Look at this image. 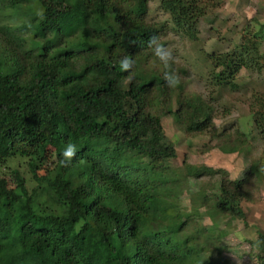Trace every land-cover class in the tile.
<instances>
[{"label":"trees","instance_id":"1","mask_svg":"<svg viewBox=\"0 0 264 264\" xmlns=\"http://www.w3.org/2000/svg\"><path fill=\"white\" fill-rule=\"evenodd\" d=\"M147 1L0 0L2 18L18 20L0 23V168L24 160L33 181L27 189L16 169L12 186L0 177V264H223L211 232L181 241L169 227L177 196L162 170L176 151L161 116L192 136L212 129L214 110L200 94L169 87L163 66L144 68L160 63L148 41L165 33L147 21ZM216 5L158 0L189 40ZM52 33L55 41L45 45ZM261 41L264 24L228 51L206 54L209 83L231 90L241 68L260 73ZM124 57L134 61L131 71L121 70ZM247 105L250 130L264 145V93ZM246 142L217 147L230 153L249 149ZM69 144L77 151L65 165ZM263 172L264 149L237 182L222 176L212 198L203 189L194 196L242 218L240 201L250 199L252 178ZM257 237L254 258L264 264V234Z\"/></svg>","mask_w":264,"mask_h":264},{"label":"rangeland","instance_id":"2","mask_svg":"<svg viewBox=\"0 0 264 264\" xmlns=\"http://www.w3.org/2000/svg\"><path fill=\"white\" fill-rule=\"evenodd\" d=\"M214 1L218 5L208 8L197 19L199 33L196 40H189L174 29L168 14L159 9L158 0L147 1V21L165 26V33L159 39L172 49L176 58L172 71L179 78L178 85L184 92L200 94L214 110L212 129L192 136L177 130L169 116H161L163 132L176 151L174 158L165 161L162 170L164 179L173 186L177 196L176 209L169 215V227L178 229L176 232L181 241L195 238L197 230H203L202 234L204 230L211 232L222 247L220 258L223 264H258L254 254L259 243L257 236L264 234V172L263 176L252 178L250 199L240 201L242 218L207 209L194 196L203 189L206 196L212 198L218 193L222 176L237 182L248 163L264 149L256 132L250 130L247 116V103L253 94L264 93V66L258 74L241 68L235 77L236 87L220 89L209 83L211 61L206 55L212 51H228L240 36L251 37L260 24H264V0ZM10 10L7 6L4 12ZM13 21L18 23L16 19H4L0 15L1 24ZM55 38L52 33L45 45L52 44ZM263 49L264 41H261L260 50ZM144 68L158 71L162 65L157 63ZM234 138L247 140L249 149L242 147L235 152L223 153L217 147L220 142ZM12 163L0 168V177L12 186V169H16L29 189L33 181H29L24 160L14 162V166L17 165L14 168Z\"/></svg>","mask_w":264,"mask_h":264},{"label":"clouds","instance_id":"3","mask_svg":"<svg viewBox=\"0 0 264 264\" xmlns=\"http://www.w3.org/2000/svg\"><path fill=\"white\" fill-rule=\"evenodd\" d=\"M148 46L152 49L153 55L157 58V60H159L165 69L164 79L167 85L169 87L177 86L179 83V78L176 73L171 70L172 65L176 62V58L173 55L172 49L166 47L157 36H152L149 38ZM133 66L134 61H132L129 57H124L120 61V67L123 71H131ZM76 151V146L69 144L62 153L64 160L61 161V163L65 165L69 163L74 158Z\"/></svg>","mask_w":264,"mask_h":264}]
</instances>
